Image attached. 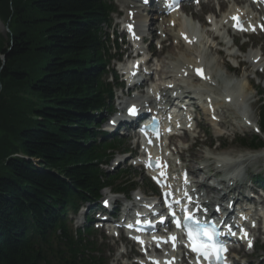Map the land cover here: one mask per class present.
Returning <instances> with one entry per match:
<instances>
[{
	"label": "trees",
	"instance_id": "16d2710c",
	"mask_svg": "<svg viewBox=\"0 0 264 264\" xmlns=\"http://www.w3.org/2000/svg\"><path fill=\"white\" fill-rule=\"evenodd\" d=\"M109 11L104 0H0V264H103L66 216L107 182L92 128L107 110Z\"/></svg>",
	"mask_w": 264,
	"mask_h": 264
},
{
	"label": "rangeland",
	"instance_id": "374dc122",
	"mask_svg": "<svg viewBox=\"0 0 264 264\" xmlns=\"http://www.w3.org/2000/svg\"><path fill=\"white\" fill-rule=\"evenodd\" d=\"M202 11H203V9H202ZM214 12H215L216 16L217 15L219 16V12L217 10L214 9ZM198 15L199 14H196L195 18H198ZM124 16H125V14H124V11H123V13L119 16V19H117V20L114 19L113 20L112 29H113L114 32L117 33L119 31V25H120V23H122V20H123ZM187 16H189V15H187ZM117 21H119L118 24H117ZM201 22H202L201 19L199 21L195 20V19L192 20V23L195 26H197V27L201 26ZM201 30H203V28ZM201 30L199 32V35H201V39L204 42V44H206V42H207L208 45H212L213 42H212L211 37H209L208 35H205V33H202ZM7 33H8L7 23H3V24L0 23V35H1V37H5ZM224 33L225 32H223V34ZM231 40L232 39L227 38L224 41L222 48H220V47L216 48L215 47L214 50L216 51L217 49H221V50H223L224 52L227 53L226 56L231 54V53H234V50L226 51V43H230ZM260 40H261L260 38H256V39L252 38V39H250L249 43L254 41L255 44H252V45L251 44H247L246 49L247 48H248V50L250 48H252V50L255 49L254 52L256 53L257 52V48H261V46L264 45V43L262 41H260ZM242 41L243 40H240L239 43H241ZM217 43H218V41L214 42V45L216 46ZM172 45H173V47H172ZM202 50H203V48L200 47V48H196V49L190 48L189 50L184 51L178 45L176 46L173 41H170V42H168L166 44V46H164V50L162 51L160 56H158L156 68L159 67V65L162 66L164 63H166L167 62V58H173V59H178L179 58V59H183L184 61H193L194 55L198 56ZM154 51L157 52L156 49H154ZM214 52H213V50H212V52H209L208 53V58L206 60L210 63L211 66L213 64H217L218 65L217 71L221 72L222 74H224L223 75V80H224L226 78L224 64L233 66L234 62L230 61L229 64H228L226 56L223 55V57H221V56L216 55ZM248 52H250V51H247V53ZM155 54H158V53H155ZM245 57H246V55H245ZM121 63L125 64V59L124 58L121 61ZM248 69H250V66L246 65L245 70L247 72H248ZM161 70H162V75H159V77H155L154 76V79H155V82H154L155 84L154 85L155 86H162L165 82H169V76L167 77V75H165V72H163L165 70V68H161ZM249 74L250 73L248 72L247 75H245V76H247L248 80L250 79ZM227 76L230 79L240 80L239 82L241 83V82H243V80H241V79L243 78L244 74L243 73H239V72H237V73L234 72V73L228 74ZM257 81L258 80H255L253 83L256 84ZM242 84H244V83H242ZM261 85H262V83H261ZM250 94L253 96L251 91L248 90L246 98L251 97V98H253L252 99V101H253L254 100V96L252 97ZM263 99H264V97H263ZM200 101H202V98L200 100H196L195 102L201 108L202 106H201V102ZM250 102L251 101H249V103ZM263 103H264V100H263ZM246 104H247V107H244V109H243V110H246V111L242 112V114L245 115L246 119L251 121L253 123V125L254 124L256 125L258 123L257 108L259 107L260 104L258 103L259 105L257 104V105H254V106H250L248 103H246ZM246 112H247V114H246ZM235 116H237V115H235ZM235 116L231 115V116H226V117H227L228 120L231 121V123L234 124L236 122L239 128L232 127L229 124H226L225 126H222V128H220L221 132L218 131V127L217 126L213 125V127L210 128V129H214L215 130V131H212L214 137H215V135L217 133L218 134H224V139H225V141H224L225 144L224 145L226 147L230 148L225 153L226 154H230V155H234V156H236L238 154L248 153V151L245 150V149H241L239 146H236L234 144V142H233V139L236 138V137H240L241 135L245 136L246 138H248V137L251 138V136L253 135V132L251 131V129L250 128H245L242 125V123L240 122V117L241 116L240 117L237 116L236 119H235ZM198 120H201L202 122H204V124L208 123L207 117L201 112L198 113ZM203 120H206V121H203ZM221 120H223V119H221ZM106 125H107V123H106ZM197 134H198V132L196 131L195 133L192 134V136L188 137L187 141H179L177 143L178 147H180L181 149L185 150L189 145H191V144H193L195 142V137L197 136ZM199 141H207V137L205 136V134L202 135V133L199 132ZM215 143H216V139H214V141H213V143H212V145L210 146L209 149H207L205 146H194L192 148V150H190L189 152H185V154L183 155V158L186 159V161L189 162L190 160L187 157L192 156V155H199L200 157L213 156L212 152L215 151L214 150V147L216 146ZM249 153H252V152H249ZM115 160L117 162V161H119L121 159L118 158V159H115ZM194 161H196L195 158H194ZM251 163H254V164L250 166L249 170H251L253 172V175L255 173L261 172L262 173L261 175L264 176V158L259 159V160H254ZM113 165H115V161L110 163L109 166L113 167ZM191 165H192V167H194L193 164H191ZM125 168H127V166L124 165V166H121L119 169L121 170V169H125ZM128 172H130L132 174L133 178H135L136 186L138 188H140L141 191H143L142 187L145 184V180L139 174V171L137 169H132L131 168V170H128ZM259 241L260 242L263 241V237L262 236L259 237ZM105 243H106L105 244L106 246L104 247V249L108 252L106 254V257L112 259L111 260V264H115V263L119 264L120 262L116 261L117 256L111 254L112 250H111V243L109 242V240L106 241ZM117 254H118V252H117Z\"/></svg>",
	"mask_w": 264,
	"mask_h": 264
},
{
	"label": "bare ground",
	"instance_id": "6f19581e",
	"mask_svg": "<svg viewBox=\"0 0 264 264\" xmlns=\"http://www.w3.org/2000/svg\"><path fill=\"white\" fill-rule=\"evenodd\" d=\"M122 3H123V5H124V7H125V11L127 10V11H129V10H134V12L136 13V15H135V17H134V19H136V20H138V13H139V5H138V3H135L134 1H132V0H122ZM130 6H133V7H130ZM140 18H141V20H139V21H135L137 24H139V26H140V33L141 34H143L144 33V28L147 26L148 27V32H149V35H151L152 37H155L156 35H155V32H156V30L155 29H153L152 27L154 26V19L152 20H149V21H146L145 19L147 18V17H145L144 19H142V17L140 16ZM126 21H127V16H125V20H124V22L126 23ZM151 26V27H150ZM160 30H161V27H160ZM162 32H164V31H162ZM172 39H174V40H177V36H176V34L175 35H172ZM180 44V43H179ZM181 45V44H180ZM204 46V49H206L207 51H211L212 49H213V47L211 46V45H209V46H207L206 44H204L203 45ZM181 48L183 49V50H187L188 48L187 47H185V46H183V45H181ZM217 54H220V52L219 51H217L216 52ZM252 58V59H251ZM257 57H254V56H249L248 57V59H250L251 61H253V60H255ZM200 62L202 63V61L200 60ZM199 62V59H198V61H196V60H194V61H188V62H186V61H183V60H180V59H175V60H169V64L167 65V74H169L170 76H172L171 77V79L170 80H172L175 76H177V77H181V79H183V81L185 82V81H189V80H192V79H194L193 77H192V74L190 73V71H192V68H196V66L200 63ZM188 65H191L192 66V68H188L187 66ZM181 68H184L185 69V71H187L188 73H189V75H188V77H185L182 73H181ZM209 74V77L213 80V77H214V79H216V80H213V82L215 83V82H220L221 81V75H219L217 72H214V71H212V72H209L208 73ZM175 79V78H174ZM176 80V79H175ZM207 81V80H206ZM211 84V83H210ZM249 85V83H248V81L246 82V83H244L243 84V86H242V88H240L241 90H243L244 92L248 89V86ZM205 88H206V85H205ZM211 93H214V94H219L220 92H219V89L215 86H212V88H210L209 87V89H208ZM171 93V92H170ZM221 98H223L224 99V97L223 96H220ZM225 97H229V95H225ZM222 99V100H223ZM243 102L245 101V98H243V100H242ZM234 103V102H233ZM235 103H237V102H235ZM230 107L232 106V105H229ZM229 106H227L226 107V105H224L223 104V101H221V103H219V102H217V107H218V109H220V108H222V110L223 111H225V112H230V113H233L234 112V110H232V109H230V107ZM236 110H241V108H237ZM196 144L197 145H203V142H199L198 140L196 141ZM255 154H259V152H256ZM255 154H248V155H245L244 157H243V162L244 163H246V162H252V161H254V160H256L257 158V156L255 155ZM261 154V153H260ZM263 154V153H262ZM196 161H198L199 162V160H202V158L201 157H196V159H195ZM225 163V164H224ZM243 163V164H244ZM217 164H221L220 166L222 167L220 170H218V169H213V167H214V165L211 163H207L205 166H202L201 168H198V169H196V168H193L192 167V165H189V169H190V173H191V176L193 177V178H195V179H198V177H200L202 174L203 175H206V174H208L210 171H213L214 173H210V174H208V175H206V177H205V179L202 181V182H200V185H202V186H204L205 185V182H206V180H210V178L211 177H213V176H215L216 174L218 175L221 171H223V165H226L227 164V162H223V161H221V160H218L217 161ZM239 166H241V165H239ZM232 166H230V165H228L227 164V168H226V170H229L230 168H231ZM236 177H234V178H231V179H229V180H227V182H237L238 180H236L235 179ZM236 180V181H235ZM220 182V184L221 185H223V184H225V181H223V180H220L219 181Z\"/></svg>",
	"mask_w": 264,
	"mask_h": 264
},
{
	"label": "snow or ice",
	"instance_id": "6c2138e0",
	"mask_svg": "<svg viewBox=\"0 0 264 264\" xmlns=\"http://www.w3.org/2000/svg\"><path fill=\"white\" fill-rule=\"evenodd\" d=\"M145 3H147V0H145ZM232 20L235 22L232 25L234 28L241 30V31L245 30L239 16H233ZM249 27H251V26H249ZM128 30L130 32L133 30V26L131 24L128 26ZM252 30H254V29H252ZM181 36L189 44H191L195 39V37H193L192 39H189L184 33H181ZM187 67L192 68L191 65H188ZM180 71L185 77H188L189 73L187 71H185L184 68H181ZM192 71H193L195 77H198L202 80H207L209 83H211V78L204 74L202 68H192ZM168 87H172V85H169ZM173 95H176V93L174 92ZM158 98L159 97H157V99ZM209 107H211V101H209ZM129 115L131 117H135L137 115V110L134 107L130 108L129 109ZM213 118L215 119V116ZM148 142L151 143L152 141L149 140ZM185 182H187L186 174H185ZM176 202L179 203V201H176ZM105 204L107 205V201H105ZM217 210H219V209H217ZM184 219L187 221V220L191 219V216L186 214L184 216ZM241 219H244V217L242 216ZM174 222L176 223L177 228H179L180 227L179 221H174ZM194 223H195V227L187 233L188 239L192 244V251L198 252L200 255L204 256L205 259H208L209 255H210L209 249H211L212 251H214V253L217 257V261L219 262L220 254L227 251L226 244L214 239V237L220 235V233H217L214 230L210 232V231H208L206 225L196 223V222H194ZM253 226H255V225L253 224ZM129 227H132V225H129ZM184 227L186 229L190 228V226L188 224H185ZM228 231H229L230 235L236 236V232H233L231 230V227H229ZM239 231H240V238L246 239L247 243H248V247H249V249H251L252 240L248 236L247 231L244 228H240ZM202 237L207 238V243H205L201 240ZM169 239L174 241L175 237H169ZM198 240H201V243L197 244L196 241H198ZM164 242L167 243L168 241H164ZM157 246H159V244ZM175 246H176L175 243H173V250H175Z\"/></svg>",
	"mask_w": 264,
	"mask_h": 264
}]
</instances>
